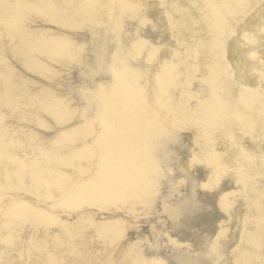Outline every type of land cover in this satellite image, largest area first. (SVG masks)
<instances>
[{
    "label": "bare ground",
    "instance_id": "obj_1",
    "mask_svg": "<svg viewBox=\"0 0 264 264\" xmlns=\"http://www.w3.org/2000/svg\"><path fill=\"white\" fill-rule=\"evenodd\" d=\"M0 264H264V0H0Z\"/></svg>",
    "mask_w": 264,
    "mask_h": 264
},
{
    "label": "rangeland",
    "instance_id": "obj_2",
    "mask_svg": "<svg viewBox=\"0 0 264 264\" xmlns=\"http://www.w3.org/2000/svg\"><path fill=\"white\" fill-rule=\"evenodd\" d=\"M5 60H6V58H5ZM7 62H9V61H7ZM184 193H182V195H183ZM168 200H170L169 198H168ZM176 201V203L173 201L172 202V205H171V207L172 208H174L175 207V209H177V208H179L181 205L179 204V201L180 200H175ZM168 202V201H167ZM166 202V203H167ZM176 204V205H175ZM174 209V210H175ZM182 211H184L185 209L182 207V209H181ZM206 213V211H200L199 213H197V215H196V217L193 219V221L194 222H196L197 224H199V223H201V221H200V219H198V217H201V215H203V214H205ZM208 215L209 214H205L204 215V217L206 216V217H208ZM167 224V223H166ZM154 229L156 230V227L154 226ZM146 235H147V237H155V239H156V241H158V235H157V233H155V234H152V235H150V234H147L146 233ZM176 236H174V239H176V240H179L180 238H175Z\"/></svg>",
    "mask_w": 264,
    "mask_h": 264
}]
</instances>
